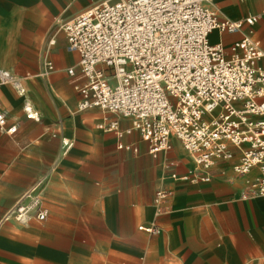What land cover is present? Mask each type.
<instances>
[{
  "label": "crops",
  "instance_id": "obj_1",
  "mask_svg": "<svg viewBox=\"0 0 264 264\" xmlns=\"http://www.w3.org/2000/svg\"><path fill=\"white\" fill-rule=\"evenodd\" d=\"M102 0H0V69L22 79L40 114L0 83V264H264V196L232 162L194 180L196 164L176 138L154 155L130 119L99 108L79 110L84 83L62 24ZM220 16H259L242 31L217 30L227 48L252 31L264 47V0H212ZM51 63L50 69L47 64ZM117 120L118 131L107 126ZM16 125L14 133L6 129ZM131 146L130 149L120 145ZM43 181L44 221L8 218ZM170 198L156 204L159 190ZM161 229L150 234L140 226Z\"/></svg>",
  "mask_w": 264,
  "mask_h": 264
},
{
  "label": "built area",
  "instance_id": "obj_2",
  "mask_svg": "<svg viewBox=\"0 0 264 264\" xmlns=\"http://www.w3.org/2000/svg\"><path fill=\"white\" fill-rule=\"evenodd\" d=\"M212 0H102L62 24L69 48L79 55L83 84L79 110L99 108L128 118L156 155L180 141L192 156L194 180L211 179L210 169L232 162L238 175L257 173L250 190L264 196V47L252 31L231 44L212 43L214 31H242L259 16L232 20L211 7ZM47 66L52 69L51 63ZM0 83L24 98L26 116L40 114L27 98L21 78L0 69ZM6 114L0 113V128ZM117 120L107 126L118 131ZM16 125L6 129L16 131ZM130 149L131 146L120 145ZM43 181L17 200L8 218L44 221ZM171 192L159 190L156 204ZM159 234L155 223L140 226Z\"/></svg>",
  "mask_w": 264,
  "mask_h": 264
}]
</instances>
